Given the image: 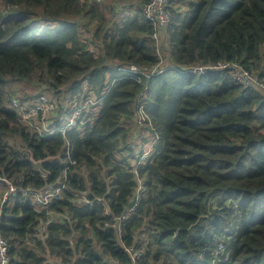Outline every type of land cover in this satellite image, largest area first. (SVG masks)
<instances>
[{
	"label": "trees",
	"instance_id": "obj_1",
	"mask_svg": "<svg viewBox=\"0 0 264 264\" xmlns=\"http://www.w3.org/2000/svg\"><path fill=\"white\" fill-rule=\"evenodd\" d=\"M149 2L0 0V188L44 194L67 169L47 208L4 200L9 264H129V248L140 264H264V97L180 70L236 63L264 84V0H169L159 30ZM13 89L52 95L57 118L92 102L66 134L73 166L8 108ZM29 158L57 160L43 176Z\"/></svg>",
	"mask_w": 264,
	"mask_h": 264
},
{
	"label": "built area",
	"instance_id": "obj_2",
	"mask_svg": "<svg viewBox=\"0 0 264 264\" xmlns=\"http://www.w3.org/2000/svg\"><path fill=\"white\" fill-rule=\"evenodd\" d=\"M168 3L169 0H150V2L141 10L143 18L147 22L151 23L155 30H159L169 24L170 18L167 11ZM180 70L184 74L193 76L197 79L205 76L209 72H223L235 85L239 86L241 89L254 91L264 97V84L258 82L251 74H249L236 63L217 62L208 66H187L180 68ZM121 72H123V74H139V72L133 66L129 67L127 70L122 69ZM155 74H159V72H152L147 75L146 78L150 80V78ZM45 98L46 97L43 95H38L33 101L20 103L18 101L17 90L13 89L8 95V108L17 112L19 116V122L35 129L40 137L48 138L59 135L64 140V156L66 162L69 166H73L74 163H72L70 159L69 143L66 140V134L67 131L75 125L79 114L83 111H86L87 107L93 104L88 100L83 103L80 108H76L71 115L57 118L55 116H58V112L56 110L54 101H48V98ZM56 119L58 125H56ZM145 120L143 116V109L140 107L138 110V116L136 118L137 125L141 126V123ZM66 170L63 173L62 181L58 187L53 191L46 192L44 194L33 192L29 188L18 191L13 185L3 181L6 183L8 189L4 197L6 199L7 197L15 196L17 192H20L23 198L30 199L35 206L42 209L47 208L55 199L59 198L61 192L64 190L66 182ZM9 247L8 241L2 236L0 232V264H9ZM125 253L129 257V264H140L141 255L136 254L132 248L125 249Z\"/></svg>",
	"mask_w": 264,
	"mask_h": 264
},
{
	"label": "water",
	"instance_id": "obj_3",
	"mask_svg": "<svg viewBox=\"0 0 264 264\" xmlns=\"http://www.w3.org/2000/svg\"><path fill=\"white\" fill-rule=\"evenodd\" d=\"M57 159H45L43 161H39V162H34L32 160V158H29V161L31 162V164L34 166V168L37 170V172H39L41 175L45 176L47 175L44 170L42 169V165L48 161H56ZM136 196L135 198L132 200V202L129 204L128 209L132 210L133 207L135 206V202H136Z\"/></svg>",
	"mask_w": 264,
	"mask_h": 264
},
{
	"label": "rangeland",
	"instance_id": "obj_4",
	"mask_svg": "<svg viewBox=\"0 0 264 264\" xmlns=\"http://www.w3.org/2000/svg\"><path fill=\"white\" fill-rule=\"evenodd\" d=\"M43 96H45L46 98L45 99H47L48 101H50V100H52L53 99V97H52V95H49V94H42ZM38 96V95H37ZM36 96V97H37ZM67 97V96H66ZM55 117H57V116H55ZM54 117V118H55ZM3 190V188H0V208H1V205L3 204V202H4V199H5V189H4V191H2ZM7 192V191H6Z\"/></svg>",
	"mask_w": 264,
	"mask_h": 264
},
{
	"label": "bare ground",
	"instance_id": "obj_5",
	"mask_svg": "<svg viewBox=\"0 0 264 264\" xmlns=\"http://www.w3.org/2000/svg\"><path fill=\"white\" fill-rule=\"evenodd\" d=\"M0 216H1V213H0Z\"/></svg>",
	"mask_w": 264,
	"mask_h": 264
}]
</instances>
